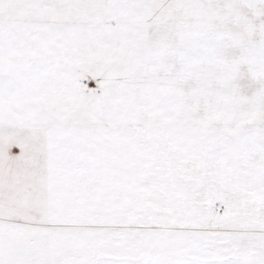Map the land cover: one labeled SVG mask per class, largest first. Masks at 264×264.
<instances>
[{
    "label": "snow or ice",
    "instance_id": "1",
    "mask_svg": "<svg viewBox=\"0 0 264 264\" xmlns=\"http://www.w3.org/2000/svg\"><path fill=\"white\" fill-rule=\"evenodd\" d=\"M0 264H264V0H0Z\"/></svg>",
    "mask_w": 264,
    "mask_h": 264
}]
</instances>
